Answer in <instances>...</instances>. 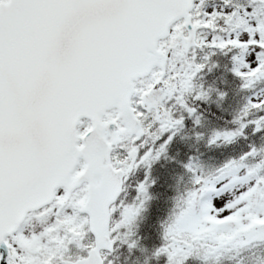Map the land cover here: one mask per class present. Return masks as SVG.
<instances>
[{
  "label": "snow or ice",
  "instance_id": "6c2138e0",
  "mask_svg": "<svg viewBox=\"0 0 264 264\" xmlns=\"http://www.w3.org/2000/svg\"><path fill=\"white\" fill-rule=\"evenodd\" d=\"M122 253H264V0H0V264Z\"/></svg>",
  "mask_w": 264,
  "mask_h": 264
},
{
  "label": "trees",
  "instance_id": "16d2710c",
  "mask_svg": "<svg viewBox=\"0 0 264 264\" xmlns=\"http://www.w3.org/2000/svg\"><path fill=\"white\" fill-rule=\"evenodd\" d=\"M211 3H216L217 0H210ZM209 83H211V77H209ZM218 83V82H217ZM232 90V99L231 104L233 106L238 105L240 103H243L242 96L237 94L236 86H231ZM160 207V205H156L152 210V215L150 216L148 222L143 226L141 235L144 237V246L148 249L153 248L154 246H159L160 240L158 236V230H157V208ZM264 253H257L254 254L251 257H248L244 264H251L255 262H260L263 259ZM119 264H143V257L137 253L135 256L129 257L126 253H122V258ZM149 264H156V261H149ZM159 264H165V259H161ZM225 264H229L228 261L225 262ZM232 264H235L232 263ZM255 264H261V263H255Z\"/></svg>",
  "mask_w": 264,
  "mask_h": 264
},
{
  "label": "rangeland",
  "instance_id": "374dc122",
  "mask_svg": "<svg viewBox=\"0 0 264 264\" xmlns=\"http://www.w3.org/2000/svg\"><path fill=\"white\" fill-rule=\"evenodd\" d=\"M220 225H216V227H219ZM232 263H234V261L233 262H231V264ZM255 263H261V264H264V256H263V259L260 261V262H255ZM255 263H251V264H255Z\"/></svg>",
  "mask_w": 264,
  "mask_h": 264
}]
</instances>
